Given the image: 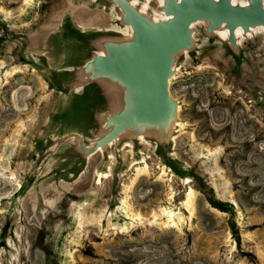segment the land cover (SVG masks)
I'll return each instance as SVG.
<instances>
[{
  "label": "rangeland",
  "instance_id": "374dc122",
  "mask_svg": "<svg viewBox=\"0 0 264 264\" xmlns=\"http://www.w3.org/2000/svg\"><path fill=\"white\" fill-rule=\"evenodd\" d=\"M193 28L169 82L182 126L84 155L72 134L89 145L117 105L80 67L130 28L109 0H0V264H264V27L236 49Z\"/></svg>",
  "mask_w": 264,
  "mask_h": 264
},
{
  "label": "water",
  "instance_id": "95a60500",
  "mask_svg": "<svg viewBox=\"0 0 264 264\" xmlns=\"http://www.w3.org/2000/svg\"><path fill=\"white\" fill-rule=\"evenodd\" d=\"M120 10V22L130 35L102 38L100 52L93 53L79 70L81 85L100 81L114 88L115 111L103 113V125L89 145L78 133V149L91 155L122 134H156L169 139L177 117L178 102L169 91L170 78L176 74L179 54L195 45L193 25L206 23V32H228V43L237 48L236 30L248 32L264 27L263 0H163L159 9L164 17L153 18L131 0H109Z\"/></svg>",
  "mask_w": 264,
  "mask_h": 264
},
{
  "label": "bare ground",
  "instance_id": "6f19581e",
  "mask_svg": "<svg viewBox=\"0 0 264 264\" xmlns=\"http://www.w3.org/2000/svg\"><path fill=\"white\" fill-rule=\"evenodd\" d=\"M134 4H136V1L137 0H131ZM233 2H234V0H233ZM234 3H236V2H234ZM246 2H244V3H241V4H245ZM147 5V4H146ZM143 7V6H142ZM146 8V7H145ZM140 9L142 10V11H145L146 9H144V8H141L140 7ZM150 13V12H149ZM154 13H156V14H158V11L156 12H154ZM162 17H164V16H162ZM263 28V27H262ZM127 29V28H126ZM221 30V29H220ZM242 32H244L241 28H238L237 30H236V37H237V39H239L241 36H242ZM245 33V32H244ZM249 34H250V32H249ZM219 35L221 36V38H223V39H225L226 38V36L228 35V32H227V30H222V31H220V33H219ZM170 82V81H169ZM110 106V105H109ZM178 108H179V106H178ZM175 125L177 126V125H181L182 126V123H180V122H176L175 123ZM142 136H139V138H141ZM126 143V142H125ZM131 145V144H130ZM107 149V148H106ZM143 156H145V155H143ZM143 156H141V158L143 159ZM114 158V157H113ZM138 159H135V160H131L130 161V163H129V167H131V168H133L134 167V164L135 163H137L138 161H137ZM110 165H112V164H110ZM160 169H161V173H162V175H166V174H168V173H170L169 172V169H166L163 165H160ZM98 173V175L100 176V177H107L108 175H109V173H110V168H108L106 171H104V172H97ZM146 173V171H144V170H141L139 173H138V175H141V174H145ZM189 203H191V202H193V200H194V197H195V195H193L192 193H190L189 194Z\"/></svg>",
  "mask_w": 264,
  "mask_h": 264
},
{
  "label": "clouds",
  "instance_id": "9594fccd",
  "mask_svg": "<svg viewBox=\"0 0 264 264\" xmlns=\"http://www.w3.org/2000/svg\"><path fill=\"white\" fill-rule=\"evenodd\" d=\"M234 2H235V0H234ZM161 3H163V0H161Z\"/></svg>",
  "mask_w": 264,
  "mask_h": 264
}]
</instances>
